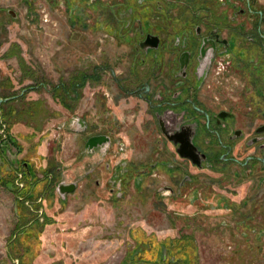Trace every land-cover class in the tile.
Here are the masks:
<instances>
[{
	"label": "rangeland",
	"instance_id": "rangeland-1",
	"mask_svg": "<svg viewBox=\"0 0 264 264\" xmlns=\"http://www.w3.org/2000/svg\"><path fill=\"white\" fill-rule=\"evenodd\" d=\"M90 1L87 4L75 0H0V97L20 95L24 91L21 98L0 104V139L6 125L32 122L42 129L47 125L57 129L65 116L72 115L68 120L80 117L86 122L84 137L106 133L113 144H123L131 160L153 163L170 158L147 104L132 94L134 72L147 70V66L139 67L134 59L136 47L149 31L158 32L167 43L164 47L170 49L175 34L185 30L192 35L193 23L202 20L230 22L227 27H220L224 37L234 33L239 22L246 21L245 26L249 27L251 20L240 15L243 0H230L231 4L225 5L224 0ZM233 15L237 18L233 19ZM246 32L244 29L239 33L240 44L246 45ZM226 85L230 89L231 85ZM204 87L205 92L199 95L211 96L209 86ZM223 91L217 94H225ZM57 138L61 139L59 135ZM157 173L151 184L154 191L158 187L160 195L153 191L151 197L145 198L129 189L127 196L116 201L104 194V202H99L102 207L105 204L107 212L102 228L99 231L94 228L98 219L93 216L88 223L90 230L78 239L66 236L72 222L62 223L57 215L64 213L65 205L61 201L51 216L19 207L21 212L26 210L36 219L30 226L35 235L29 240L22 234L16 235L21 221L14 211L16 191L0 186V264H33L41 252L58 256L51 264H92L93 261L118 264L134 243L132 227L139 225L141 229L138 240L145 241L148 235L158 241L165 238L169 228L179 226L182 220L175 214L179 209L176 201L164 199L167 196L162 188L163 175L156 176ZM38 174L37 178L49 183L45 174ZM216 176L219 175L202 173L200 181L209 183L202 185L204 191H215L223 197L225 181L215 182ZM79 190L90 194L88 187ZM43 192L51 193L49 189ZM222 215L204 208L196 221L198 264H264V247L249 249L255 242H249L242 232L232 229L228 218ZM260 217L259 221L264 222V216ZM247 234L251 237L253 232ZM259 244L264 245V241ZM93 245L102 247L99 251L104 255L100 262L94 256L87 260L72 259L75 251L81 256L84 250L94 249Z\"/></svg>",
	"mask_w": 264,
	"mask_h": 264
},
{
	"label": "flooded vegetation",
	"instance_id": "flooded-vegetation-1",
	"mask_svg": "<svg viewBox=\"0 0 264 264\" xmlns=\"http://www.w3.org/2000/svg\"><path fill=\"white\" fill-rule=\"evenodd\" d=\"M243 2L240 15H246L251 24L247 27L246 21L239 22L234 28L236 31L226 37L221 34L220 27L230 22L207 20L205 23L202 20L193 23L192 35L185 30L175 34L177 39L174 37L170 49L164 47L167 43L158 32H150L159 36L157 48L141 47L139 43L136 47L134 59L139 67L147 66V70L134 72L132 94L147 104L170 158L153 163L131 160L123 144H113L106 133L87 137L98 134L108 137L107 143L91 150L85 147L87 138L84 141V161L85 158L99 161L81 180L87 183L92 195L107 194L117 201L127 196L130 189L136 196L149 198L154 191L153 175L158 171L164 179L162 188L167 196L164 199L176 201L179 207L175 214L182 223L171 226L175 228L174 236L168 235L158 241L148 235L145 241L138 240L141 229H134V243L118 264H198L194 233L199 229L196 221L200 220L204 208L220 212L228 218L232 229L242 232L249 242L254 241L255 245L249 249L264 247L259 244L264 241V222L259 221L260 216H264V0ZM244 29H247L246 45L240 44L239 33ZM140 31L143 32L141 28ZM210 40L215 41L214 50L210 48ZM201 45H205L203 54ZM226 83L231 85L230 89L225 88ZM205 84L212 90L209 97L206 93L199 95L205 92ZM218 91L225 94L219 95ZM159 120L176 139H185L191 134L196 150L168 139L160 129ZM76 126L77 119L71 118L57 129ZM178 148L192 158L181 157ZM21 153V138L6 125L0 139V179L11 177V182L3 181L16 191L18 207L44 214L43 196L36 193L40 179L26 158L17 157ZM62 170L57 167L58 175H46L49 181L46 191L57 193L61 177L66 178ZM207 172L219 175L214 177L215 182L225 181V196L203 190L205 186L202 185L209 183L201 182L200 174ZM19 174L21 187L15 184ZM67 182L70 183L71 178ZM40 189L44 191L43 186ZM157 189L154 194L160 195ZM221 222L224 224L226 220ZM252 232L254 235L250 237L247 233Z\"/></svg>",
	"mask_w": 264,
	"mask_h": 264
},
{
	"label": "crops",
	"instance_id": "crops-1",
	"mask_svg": "<svg viewBox=\"0 0 264 264\" xmlns=\"http://www.w3.org/2000/svg\"><path fill=\"white\" fill-rule=\"evenodd\" d=\"M56 57L58 59V57L60 56H57L56 54ZM56 67H57L56 70H58L59 69L58 62L56 64ZM92 72H94V70ZM81 74L84 75L83 73ZM40 84H43V83L40 82ZM23 93L24 91L22 90L20 95H22ZM20 95L17 94V95H11L9 97H5L8 99H6V101L4 100L0 102V104L8 102V101H12V100H17L18 98H21ZM71 116L70 115H68V117L65 116V118L62 119V121L66 122L68 118ZM41 129L42 128H40V126H36V124L32 122H29L27 124L14 125L13 127H11L13 134H15L16 136H19L22 140V153L19 154L17 157L26 158L30 162V165L36 169V175L38 173L45 174L48 176L58 175L56 173V169L58 167L60 169L63 168L62 172L66 174V178H63L62 176L61 180L64 179L67 181V179L71 178V181L76 180V182L77 181L80 182L83 179V177L87 174L89 175L91 170L98 164L99 162L98 160H91V159L85 158L86 160L84 161L82 150L84 147V141L86 137H84L83 132H76L70 127H63L61 129H55L54 126L52 125L43 126V129L42 130ZM56 134L59 135L61 139L57 138ZM39 182H40L39 188L36 193H39V195L43 196L42 201H43V204H45L46 206L45 208L46 215L51 216V213L53 212V210L57 212V209H58L57 206L59 205L60 201L64 203L65 205L64 213L57 212V215L60 216V220H62V223L63 221H65L66 223L72 222L71 224H69L70 226L66 231L67 232L66 236H69V238H72V239H76V238L78 239L80 237L82 238L84 233L90 230L88 229L90 228V226H88V223L92 220L91 217L93 216L97 217L98 219L96 223V227L94 228H97L98 230L99 227L103 226L102 224H104L105 216L107 212L104 206L105 204L102 207L99 202L101 201V203H103L105 197L104 195L102 196L92 195L91 193L86 194L83 191H80L81 189L79 190V188H85L86 186H88L85 181L83 182L81 181L78 189L74 190L72 193H67L63 199L62 197L60 198L58 193L51 192L49 194L47 193L46 195V192H42V190L40 189L42 186L45 189V185H46L42 177L40 178ZM0 186L6 188L9 191L11 190V188L7 186L4 181H0ZM17 200L18 199L16 197L15 206H14L15 214L18 217V219L21 220L20 224H25V226H29L32 221L31 216L29 213H27L26 210H23V212L20 211L23 208L19 209ZM52 202H53V205H52ZM77 204L79 206L82 205V207L78 208L76 206ZM103 217H104V221H103ZM84 220H87L85 222V225L83 224ZM100 220H101V223H99ZM81 226L82 227L85 226V227L81 228ZM138 226L139 225L132 227L130 229L131 232L134 233L133 232L134 229H137V230L140 229ZM174 229H175L174 227L169 228L168 234L170 236L175 235V233L172 234L175 231ZM132 233H131V242H133L136 237ZM26 240H29V239H26ZM90 244L91 243L89 242V246ZM72 245H75V243H72ZM92 247L96 249V251H94V249H92L91 251L84 250L81 253L82 254L81 256L78 254L79 252L75 251L76 253L75 257L72 259L76 260L77 258L79 259L82 258V260L83 259L87 260L88 258L90 259L94 256L96 258L95 261L100 262L99 258L104 255V254H101L102 251H99V249L102 247L100 245L99 246L93 245ZM55 256L57 255H52V257L46 256L44 253L41 252L37 256H35L33 264L54 263L57 260V259H54ZM92 264H94V261Z\"/></svg>",
	"mask_w": 264,
	"mask_h": 264
},
{
	"label": "water",
	"instance_id": "water-1",
	"mask_svg": "<svg viewBox=\"0 0 264 264\" xmlns=\"http://www.w3.org/2000/svg\"><path fill=\"white\" fill-rule=\"evenodd\" d=\"M232 1L234 2L235 0H232ZM222 2L224 5H225V3L231 4L230 0H224ZM235 5L236 4L231 5V7H235ZM186 41H187V39L185 38L183 41V46L186 45ZM205 41L206 40L204 39V42ZM210 41H211V47L210 48H213V50H214L216 48L215 41H213V40H210ZM223 42H225V41L223 40ZM139 45L141 47L157 48L159 45V36L157 34H152L149 32V33L145 34L144 39L139 42ZM204 46L205 45H201V47H200V52L202 54L205 51ZM6 99H8V98L3 99L0 97V102H2L4 100L6 101ZM159 124H160L161 131L163 132V134L168 139L173 140L175 143L180 142V145H181V143H184V146L186 148H189L191 150H193V149L196 150V148L191 143V134L186 136L185 139H178V138L176 139L173 137L172 134H170V132L168 130H166V127L161 120H159ZM85 129H86V122L80 117L77 118V126L74 127L73 130L76 132H83ZM107 142H108V137L105 135H99V134L98 135H92L89 138H87V141L85 143V147L87 148V150H91L94 147L101 145L102 143H107ZM177 151L181 157H185V158H189V159L192 158L191 155H189L188 153H185L183 151H180L179 148ZM76 184H77L76 180L68 183L66 180L62 179V181H60L56 187V192L58 193V195L60 197L64 198L67 193L72 192L75 189Z\"/></svg>",
	"mask_w": 264,
	"mask_h": 264
},
{
	"label": "trees",
	"instance_id": "trees-1",
	"mask_svg": "<svg viewBox=\"0 0 264 264\" xmlns=\"http://www.w3.org/2000/svg\"><path fill=\"white\" fill-rule=\"evenodd\" d=\"M5 178H3V177H1V179H0V181H3ZM9 180H10V182H11V177L9 178ZM31 219H32V221H31V223H30V225L29 226H25V224H18V226H17V229L15 230V234L16 235H18V234H22V236H24V237H26L27 239H30V236L31 237H34V231L35 230H32V227L30 228V226L32 225V223H34L35 222V218L34 217H31ZM28 227V228H27ZM26 230V231H25ZM16 235H15V237H16ZM24 264V263H23ZM26 264V263H25ZM29 264H31V263H29Z\"/></svg>",
	"mask_w": 264,
	"mask_h": 264
},
{
	"label": "built area",
	"instance_id": "built-area-1",
	"mask_svg": "<svg viewBox=\"0 0 264 264\" xmlns=\"http://www.w3.org/2000/svg\"><path fill=\"white\" fill-rule=\"evenodd\" d=\"M15 184H16L17 186L21 187L22 183H21V181H20V174H19V176L15 179Z\"/></svg>",
	"mask_w": 264,
	"mask_h": 264
}]
</instances>
